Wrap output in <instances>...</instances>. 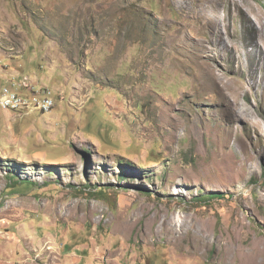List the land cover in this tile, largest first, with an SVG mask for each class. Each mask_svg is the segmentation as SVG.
<instances>
[{
	"label": "rangeland",
	"instance_id": "1",
	"mask_svg": "<svg viewBox=\"0 0 264 264\" xmlns=\"http://www.w3.org/2000/svg\"><path fill=\"white\" fill-rule=\"evenodd\" d=\"M12 73L4 264H264V0H0Z\"/></svg>",
	"mask_w": 264,
	"mask_h": 264
},
{
	"label": "built area",
	"instance_id": "2",
	"mask_svg": "<svg viewBox=\"0 0 264 264\" xmlns=\"http://www.w3.org/2000/svg\"><path fill=\"white\" fill-rule=\"evenodd\" d=\"M46 91L28 90V84L10 83L2 88L0 108L20 114L21 107H30V113H48L53 109V100L46 99Z\"/></svg>",
	"mask_w": 264,
	"mask_h": 264
},
{
	"label": "crops",
	"instance_id": "3",
	"mask_svg": "<svg viewBox=\"0 0 264 264\" xmlns=\"http://www.w3.org/2000/svg\"><path fill=\"white\" fill-rule=\"evenodd\" d=\"M14 74L15 73H12L11 75H9V74H7V75H5L4 76V74H2V76H1V78H4V77H6V80L9 82L10 80L9 79H11L12 77H15L14 76ZM25 84H27V83H25ZM30 85L28 84V87H29ZM4 86H1L0 87V92H1V90H2V88H3ZM9 111L10 110H4V109H1L0 108V119L2 118V120H4V119H6V121L3 123L2 121H0V141L1 142H4V144H5V146H11V145H16V143H14L12 140H13V135H14V133H12V135L10 136V135H8V136H5V135H3L2 133H3V131H4V127L5 126H8V127H10V125H12L10 122H8V119H15V118H17V116H15V115H13L12 113H9ZM11 112V111H10ZM12 112H14V113H16L17 114V112H15V111H12ZM1 124H3V125H1ZM0 255H3L2 254V249H0ZM0 264H4L3 263V261L0 259Z\"/></svg>",
	"mask_w": 264,
	"mask_h": 264
},
{
	"label": "bare ground",
	"instance_id": "4",
	"mask_svg": "<svg viewBox=\"0 0 264 264\" xmlns=\"http://www.w3.org/2000/svg\"><path fill=\"white\" fill-rule=\"evenodd\" d=\"M245 2V1H244ZM261 22V21H260ZM255 25V24H254ZM11 81V80H10ZM20 82V81H19ZM19 82H15V81H11V83L13 84H25V82L23 83H19ZM28 90H35V87L34 86H29L28 87ZM39 90H48L47 88H44L42 87V89H39ZM50 91H46V99H52L50 96ZM53 106H54V101H53ZM23 110H30V107H21L20 108V111H23Z\"/></svg>",
	"mask_w": 264,
	"mask_h": 264
},
{
	"label": "trees",
	"instance_id": "5",
	"mask_svg": "<svg viewBox=\"0 0 264 264\" xmlns=\"http://www.w3.org/2000/svg\"><path fill=\"white\" fill-rule=\"evenodd\" d=\"M184 158H185V160L189 161V155H188V153H185L184 154ZM207 197H209V198H219V199L220 198H223V197H220V194H217V193L210 194Z\"/></svg>",
	"mask_w": 264,
	"mask_h": 264
}]
</instances>
